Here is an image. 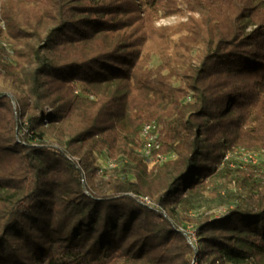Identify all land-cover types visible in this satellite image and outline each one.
Masks as SVG:
<instances>
[{
  "label": "trees",
  "instance_id": "16d2710c",
  "mask_svg": "<svg viewBox=\"0 0 264 264\" xmlns=\"http://www.w3.org/2000/svg\"><path fill=\"white\" fill-rule=\"evenodd\" d=\"M0 20V264H264V167L225 159L264 149V0H0ZM218 173L226 209L192 215Z\"/></svg>",
  "mask_w": 264,
  "mask_h": 264
},
{
  "label": "rangeland",
  "instance_id": "374dc122",
  "mask_svg": "<svg viewBox=\"0 0 264 264\" xmlns=\"http://www.w3.org/2000/svg\"><path fill=\"white\" fill-rule=\"evenodd\" d=\"M179 7H183L181 4ZM186 15L185 14H166L165 11L161 8L158 9L154 24L155 25H169L177 23L179 20H185ZM8 34L6 33L3 23L0 20V41H6L8 40ZM153 63H158L157 57H153ZM157 136L159 135V130L156 133ZM159 137V136H158ZM157 137V143L159 144V139ZM141 138V136H140ZM143 146L141 149L138 148L139 155L147 160H151L148 164V169H150L152 166L157 164L155 162V159L152 156H157L158 154H161L159 152L155 153H147L146 149L144 148V138H141ZM235 150L229 151L225 155L226 161H230L229 167H237V166H244L247 163H252L258 166V168L264 167V149H245L243 147H235L233 148ZM148 157V158H147ZM165 160L169 158V156H165ZM153 158V159H152ZM172 158V157H170ZM101 163V169L103 171H110L108 169L115 166V163L112 158L105 159L104 161H99ZM107 162V164H106ZM110 164V165H109ZM108 168V169H105ZM220 168V166L218 167ZM101 173V172H99ZM209 180V188L205 192V194L199 198L196 203L194 209L191 211V214L194 216H200L204 213H213L215 215H219L226 209L227 205L225 202V195L232 191V186L229 184L227 179L224 177V174H216L212 176ZM149 199V198H148ZM150 200V199H149ZM190 230H193L194 228L191 225H188Z\"/></svg>",
  "mask_w": 264,
  "mask_h": 264
},
{
  "label": "built area",
  "instance_id": "2783aa9c",
  "mask_svg": "<svg viewBox=\"0 0 264 264\" xmlns=\"http://www.w3.org/2000/svg\"><path fill=\"white\" fill-rule=\"evenodd\" d=\"M157 132H158L157 125L153 122H148V123L143 124L140 129V136L141 138L142 137L144 138V141H145L144 148L146 149L147 153L152 152V149L158 146V143L156 140L158 137L156 134ZM152 157L155 159V162L157 163L162 162L166 158L165 155H161V154H158L157 156H152ZM148 161L150 163L151 160L149 159ZM141 200L146 203H151L148 197H142ZM185 233H186V238H187L188 243L194 250H196L197 237H196L195 230L194 229L190 230V228L187 226ZM191 264H197L195 261V258L191 260Z\"/></svg>",
  "mask_w": 264,
  "mask_h": 264
}]
</instances>
